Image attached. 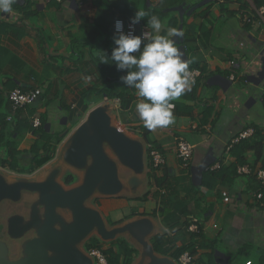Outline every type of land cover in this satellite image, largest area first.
Returning a JSON list of instances; mask_svg holds the SVG:
<instances>
[{
	"label": "crops",
	"instance_id": "obj_1",
	"mask_svg": "<svg viewBox=\"0 0 264 264\" xmlns=\"http://www.w3.org/2000/svg\"><path fill=\"white\" fill-rule=\"evenodd\" d=\"M120 1L125 9L116 5ZM13 9V14H0V137L9 142L0 143V160L13 148V164L28 169L33 149L43 144L40 135L59 138L74 130L103 102L97 88L109 84L121 96L118 106L112 104L116 121L143 140L146 135L165 160L158 171H167L172 189L161 193L167 192L169 203L186 207L187 219L195 217L206 243L212 244L198 251L204 264L209 255L215 264H264V196L256 198L264 193L257 177L264 171V146L259 158L250 151L243 155L249 174H237L234 156L225 153L230 140L246 128L256 127L264 138V28L257 19L246 21L249 0H17ZM136 10L152 12L165 28L182 31L177 47L192 61L189 69L201 72L190 90L172 101L175 123L155 130L145 128L135 111L136 90L109 81L126 70H117L110 60L103 63L99 54L111 57L114 21L130 23ZM138 24L148 30L147 23ZM35 88L41 92L38 100L7 121L8 93ZM32 118H39V128L32 127ZM178 137L194 146L187 167L177 157ZM215 163L224 177L207 178L202 185L203 174ZM125 209L141 212L143 205L130 201ZM160 228L158 235L189 239L183 227L172 233Z\"/></svg>",
	"mask_w": 264,
	"mask_h": 264
},
{
	"label": "water",
	"instance_id": "obj_2",
	"mask_svg": "<svg viewBox=\"0 0 264 264\" xmlns=\"http://www.w3.org/2000/svg\"><path fill=\"white\" fill-rule=\"evenodd\" d=\"M136 29L140 31L139 24ZM110 112L112 103L104 95L64 137L57 159L47 169L43 166L38 177L0 170V264H95L84 249L93 236L103 243L125 237L133 241L138 252L133 264H178L154 251L150 240L161 227L155 218L137 216L109 226L96 205L89 204L125 192L134 199L147 189L146 142L114 125ZM119 167L131 172L119 173ZM66 171L75 177L69 185L61 178ZM44 173L45 179L37 181Z\"/></svg>",
	"mask_w": 264,
	"mask_h": 264
},
{
	"label": "trees",
	"instance_id": "obj_3",
	"mask_svg": "<svg viewBox=\"0 0 264 264\" xmlns=\"http://www.w3.org/2000/svg\"><path fill=\"white\" fill-rule=\"evenodd\" d=\"M250 1L253 5L257 7L261 6L262 4V1L259 0H250ZM116 5H119L121 6V8L125 9L124 4L121 1ZM148 13L152 14V12L149 11ZM148 18L149 17H145L141 21L147 23ZM109 81L113 83V82H119L121 80L120 77L117 75L116 77L109 79ZM96 92H98V94L100 95H105L108 100H113L114 98H117L121 101L120 94L109 90V84L104 85V87L101 90L97 88ZM262 101L264 103V92L262 96ZM8 117L6 118L7 121H8ZM13 117L11 118V120L13 119ZM11 120H9V122H11ZM252 128L255 131L253 137L241 141L240 143L235 145L231 150V154L234 156L237 166L245 165V159L243 155L247 151L253 152L257 158H259L262 155L264 138L256 127L252 126ZM65 136L66 134L63 137H59V138L54 136L48 138V136L41 134L39 141L42 142L43 144L42 145L37 144L33 149L31 153L32 155V159L30 161L31 165L28 167V169L22 168V170H19L13 164L16 155L13 148L12 149L10 148V150H8L9 152L6 155L7 158H5L2 161L0 160V167L7 168L9 171L15 174H22L28 176L32 175L55 158L57 154L58 146L61 144ZM144 140L146 143L148 144L150 143L146 135H144ZM0 143L4 145L5 144L7 145V143H9L8 140L4 138L3 134L0 137ZM40 149L43 150L42 154L39 153ZM262 168L264 169V161L262 162ZM147 169H148L146 175L147 189L145 193L142 196L134 199L131 198L121 199L122 204L124 206L118 209L119 212L120 213L122 212V214L124 215V211H121V209L126 207V205H128L130 201H135L143 205V210L141 212H138L137 216H147L158 219L162 228L166 230V232L172 233L174 231L179 230L180 227H183L186 232L187 231L186 226L188 224L187 208L181 206L177 201L169 203L168 202L169 200L165 198L167 192L164 194L161 193L163 189H165L166 191H170V189H172L167 185L168 177H169L167 171L164 168L160 171L154 170V168L151 166L150 163L149 154L147 155ZM233 170L235 171V169ZM160 172H162V175L159 176L158 173ZM221 172L222 171L220 170L219 171L206 170V172L203 174L202 177V185L206 184L205 179L207 178H215V180L216 178L217 179L223 178L224 174H222ZM74 181H75V177L70 173L66 174L63 178V182L67 185L73 183ZM259 187L263 189L262 186L259 185ZM259 192L261 194V199L258 200L261 201L263 200L264 193H261V191ZM95 202H96L95 203L96 207L100 208L101 206L100 202H98V200H95ZM130 213H132V211ZM122 214H120L119 217L122 216ZM123 220L124 219H121L113 223L110 221L111 222L110 224L114 225ZM187 235L189 239L185 241V240H180L176 234L172 233V236H169L167 233H165L163 235L154 236L150 240V242L152 244L154 251L157 254L170 257L174 259L176 262L183 253L187 252L190 255L196 257L194 264H204L205 260L202 259L203 257L201 258V256L198 254V251L202 248L212 249V244L208 245L206 243V240L201 235V232L198 234H191L188 232ZM104 246H106V248ZM91 248H96L101 250V252L106 256L108 264H133L135 258L138 255L137 250L125 238H118L114 242L105 244L101 242L99 239L93 237L90 239L88 243L84 245V249L86 251H88ZM207 257L206 258L207 260H209V264H215L213 255H209Z\"/></svg>",
	"mask_w": 264,
	"mask_h": 264
},
{
	"label": "clouds",
	"instance_id": "obj_4",
	"mask_svg": "<svg viewBox=\"0 0 264 264\" xmlns=\"http://www.w3.org/2000/svg\"><path fill=\"white\" fill-rule=\"evenodd\" d=\"M16 3L17 0H0V14H13ZM145 17H149L148 30L139 36L131 30L126 34L123 21L117 19L111 57L99 54L105 58L103 63L110 60L117 70H126L120 80L126 87L136 90L135 111L145 128L155 130L175 123L172 101L190 90L189 65L192 61L183 58L176 44L183 32L175 27L165 28L158 16L136 10L130 25L138 24Z\"/></svg>",
	"mask_w": 264,
	"mask_h": 264
},
{
	"label": "built area",
	"instance_id": "obj_5",
	"mask_svg": "<svg viewBox=\"0 0 264 264\" xmlns=\"http://www.w3.org/2000/svg\"><path fill=\"white\" fill-rule=\"evenodd\" d=\"M71 0H56L57 3L63 4ZM77 2L78 4L82 3V0H72ZM249 6L251 9V16L246 19L248 23H252L255 19H257L258 23L264 28V5L261 6H255L251 3L249 0ZM117 20V19H116ZM115 20V21H116ZM123 21L122 19H119ZM115 21L112 26V32L115 33ZM132 31L134 35H141L142 32L147 31L146 29L141 28L139 32H137L136 25H130V23H126L123 21V31L127 34L129 31ZM235 62H230V66H235ZM190 73V80L191 85L195 83L197 78L201 75V72L198 69H189ZM233 76H230V80H233ZM40 90L38 88L29 90V91H22L20 89H13L8 93V101L10 105V115L8 117V121L11 120V118L17 114L18 112L32 106L40 97ZM113 105H119L120 100L115 99L112 101ZM32 127L33 128H39L40 127V120L39 118H32ZM255 131L252 127L246 128L239 132L234 138L230 140V142L225 147V153L229 154L233 147L240 143L243 140L250 139L253 137ZM175 148L177 157L182 163L184 167H187L190 165L192 158H193V151L194 146L188 143L183 138H176L175 139ZM149 154L150 157V163L151 166L154 168V170H159L164 164L165 160L163 156L151 145L147 144V155ZM221 168L220 163H215L212 165L209 169L210 171H216ZM251 170L248 168V166H239L237 168V174H249ZM257 177L260 180L262 184H264V171H258ZM257 199H261V194H256ZM224 202H229L230 198L227 196V194H223ZM188 224L186 226L187 232L191 234H198L200 233V227H199V221L191 216L188 219ZM88 254L94 259L95 264H108L106 256L101 252V250L96 248H91L88 251ZM196 257L190 255L189 253L185 252L183 253L177 260L178 264H194ZM246 264H251V262H247Z\"/></svg>",
	"mask_w": 264,
	"mask_h": 264
},
{
	"label": "rangeland",
	"instance_id": "obj_6",
	"mask_svg": "<svg viewBox=\"0 0 264 264\" xmlns=\"http://www.w3.org/2000/svg\"><path fill=\"white\" fill-rule=\"evenodd\" d=\"M110 116H111V118H112V123L114 124V125H116V126H118V127H121V129H123L125 132H127V133H130V132H128L124 127H122L117 121H116V119L114 118V115H113V112H110ZM57 156V155H56ZM57 159V157L55 158V160ZM55 162H57V161H55ZM50 165H48V166H46L45 167V169H47L48 167H49ZM0 169L1 170H3L1 167H0ZM45 169H41V170H39V171H36L34 174H32L31 176H28V177H38ZM2 172H4L5 174H7V175H9V176H13L11 173H9L8 171H6V170H4V171H2ZM69 172L68 171H66V172H64V174H63V176L61 177L62 179H63V177L66 175V174H68ZM122 173H128V171H125L124 170V172L122 171ZM15 174V173H14ZM46 173H44L43 175H45ZM42 175V176H43ZM17 176H19V175H17ZM23 176H25V175H23ZM41 176V177H42ZM146 188H144V189H142L141 190V194L140 195H142L146 190H145ZM118 198V199H117ZM123 198H131L130 197V193L129 192H125L124 194H121V195H119V196H117V197H113V198H102V197H97V198H95V199H93V200H91L90 201V205H92V206H94L95 205V200H98V202H100V208H98V210L102 213V215L104 216V218L106 219V221L108 222V224H109V226H111V222L113 223V222H117V221H119V220H121V219H124L123 221H120V222H118V223H116V224H114V225H112V226H115V225H118V224H120V223H123V222H125V221H127V220H129V219H132V218H137V215H138V211H135V212H132V213H130L131 211H129V210H127V209H125V210H123L124 211V215L122 214V212L120 213L119 212V208H122L124 205L122 204V201H121V199H123ZM120 214H122V216H120L119 217V215ZM119 217V218H118ZM134 218V219H135ZM111 221V222H110ZM126 223V222H125ZM2 230H3V227L2 228H0V234L2 233ZM160 231H162V229L160 228ZM164 232V231H163ZM93 237H95L96 238V236H93ZM92 237V238H93ZM126 238V237H125ZM90 241V239L88 240V241H86V243H88ZM130 241V243H131V245L133 244L134 246H136L134 243H133V241H131V240H129ZM105 244H108V243H105ZM132 245V246H133ZM107 246V245H106ZM106 246H104L105 248H106ZM108 247V246H107ZM136 258H138V257H136ZM135 258V259H136ZM137 260V259H136ZM135 260V261H136Z\"/></svg>",
	"mask_w": 264,
	"mask_h": 264
},
{
	"label": "bare ground",
	"instance_id": "obj_7",
	"mask_svg": "<svg viewBox=\"0 0 264 264\" xmlns=\"http://www.w3.org/2000/svg\"><path fill=\"white\" fill-rule=\"evenodd\" d=\"M129 169H130V168H129ZM129 169H128V168H120V167H119L118 172H119V173H122V171L124 172V170H125V171H128V172H129V171L131 172V170H129ZM47 175H48V173H46V174L43 175L42 177L37 178V181H39V182H40V181H43ZM80 177H81V175H80ZM66 190H67V189H64V191H66ZM31 198H32V199H35L36 197H35V196H31L30 199H31ZM146 239H147V237H146Z\"/></svg>",
	"mask_w": 264,
	"mask_h": 264
},
{
	"label": "flooded vegetation",
	"instance_id": "obj_8",
	"mask_svg": "<svg viewBox=\"0 0 264 264\" xmlns=\"http://www.w3.org/2000/svg\"><path fill=\"white\" fill-rule=\"evenodd\" d=\"M0 228H2L1 222H0Z\"/></svg>",
	"mask_w": 264,
	"mask_h": 264
}]
</instances>
